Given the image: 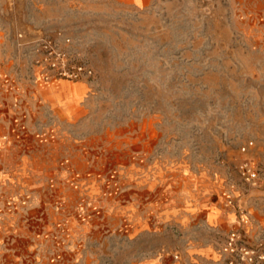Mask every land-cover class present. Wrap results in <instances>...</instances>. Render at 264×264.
Instances as JSON below:
<instances>
[{"label": "rangeland", "instance_id": "1", "mask_svg": "<svg viewBox=\"0 0 264 264\" xmlns=\"http://www.w3.org/2000/svg\"><path fill=\"white\" fill-rule=\"evenodd\" d=\"M190 190L264 238V0H0V264H117Z\"/></svg>", "mask_w": 264, "mask_h": 264}, {"label": "crops", "instance_id": "2", "mask_svg": "<svg viewBox=\"0 0 264 264\" xmlns=\"http://www.w3.org/2000/svg\"><path fill=\"white\" fill-rule=\"evenodd\" d=\"M185 193L183 202L189 204L190 210L182 207L179 219L168 216L159 220L157 217L134 219L132 236L122 235V244L118 245L117 264H221V245L232 228L226 230L235 224L234 215L228 209L222 210L220 205L209 208L220 201H214L213 192ZM174 224L179 226L177 234L171 229ZM161 238L165 239L164 243L160 242ZM126 240L131 244H126ZM88 241L86 254L93 249V239Z\"/></svg>", "mask_w": 264, "mask_h": 264}, {"label": "built area", "instance_id": "3", "mask_svg": "<svg viewBox=\"0 0 264 264\" xmlns=\"http://www.w3.org/2000/svg\"><path fill=\"white\" fill-rule=\"evenodd\" d=\"M85 71L86 70L80 66L78 71L74 72V75L73 73L70 75L77 77ZM67 73L69 72L65 74ZM238 170L246 183L255 185L259 181V175L250 161H242L238 166ZM228 203L230 205L234 204L231 199ZM235 207L240 213V222L242 226L230 230L225 236L220 249L222 257L221 264H264V238L253 240L246 235L243 225H246L249 221L248 214L241 205Z\"/></svg>", "mask_w": 264, "mask_h": 264}]
</instances>
